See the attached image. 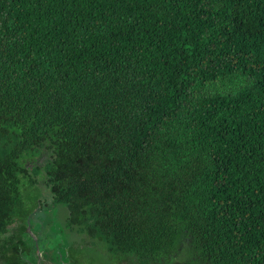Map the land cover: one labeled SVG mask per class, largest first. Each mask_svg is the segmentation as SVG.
Wrapping results in <instances>:
<instances>
[{"label": "trees", "instance_id": "16d2710c", "mask_svg": "<svg viewBox=\"0 0 264 264\" xmlns=\"http://www.w3.org/2000/svg\"><path fill=\"white\" fill-rule=\"evenodd\" d=\"M38 205L111 259L264 264V0H0V235Z\"/></svg>", "mask_w": 264, "mask_h": 264}, {"label": "flooded vegetation", "instance_id": "af4514ba", "mask_svg": "<svg viewBox=\"0 0 264 264\" xmlns=\"http://www.w3.org/2000/svg\"><path fill=\"white\" fill-rule=\"evenodd\" d=\"M38 207L41 211V205ZM57 210V208L55 210L42 209L43 215L38 218V221H32L31 233L27 232L26 221L23 230H20L17 225L14 226L15 230L11 229L8 233L0 235V264H37L38 261L43 264L42 260L46 258V252L62 247L68 251L70 264H168L132 257L112 258L115 262L109 259L103 263L99 249L97 252L95 249H90L84 236L68 230L65 218L60 221ZM44 214L49 217L48 220ZM50 220L51 223L47 224L46 221ZM88 254H96L97 261L89 262Z\"/></svg>", "mask_w": 264, "mask_h": 264}, {"label": "water", "instance_id": "95a60500", "mask_svg": "<svg viewBox=\"0 0 264 264\" xmlns=\"http://www.w3.org/2000/svg\"><path fill=\"white\" fill-rule=\"evenodd\" d=\"M29 219L30 217L27 219V232L31 233ZM45 257L46 258L42 260L43 264H70L68 251L63 247L54 248L53 250L46 252ZM37 264H40V261H38Z\"/></svg>", "mask_w": 264, "mask_h": 264}, {"label": "rangeland", "instance_id": "374dc122", "mask_svg": "<svg viewBox=\"0 0 264 264\" xmlns=\"http://www.w3.org/2000/svg\"><path fill=\"white\" fill-rule=\"evenodd\" d=\"M57 209H58V210H57V212H58V218H59L60 221H63L64 218H65V208L62 206V207H59V208H57ZM44 217L46 218V220H48V218H49V217H48L47 215H45V214H44ZM89 251H93V250H90V249H89ZM101 256L103 257V263L106 262V261H108L109 259H111V258L105 257V256H103V255H101ZM87 258H88V261H89V262L97 261V259H98V257H97L96 254H88V255H87ZM112 261L115 262L113 259H112ZM112 264H113V263H112Z\"/></svg>", "mask_w": 264, "mask_h": 264}]
</instances>
